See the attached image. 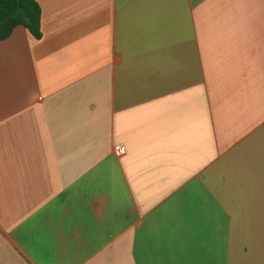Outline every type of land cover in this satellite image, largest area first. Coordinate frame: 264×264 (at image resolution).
<instances>
[{"label": "crops", "instance_id": "1", "mask_svg": "<svg viewBox=\"0 0 264 264\" xmlns=\"http://www.w3.org/2000/svg\"><path fill=\"white\" fill-rule=\"evenodd\" d=\"M36 1L0 42V264H264V0Z\"/></svg>", "mask_w": 264, "mask_h": 264}, {"label": "trees", "instance_id": "2", "mask_svg": "<svg viewBox=\"0 0 264 264\" xmlns=\"http://www.w3.org/2000/svg\"><path fill=\"white\" fill-rule=\"evenodd\" d=\"M42 10L36 0H0V42L8 40L19 27L42 38Z\"/></svg>", "mask_w": 264, "mask_h": 264}, {"label": "built area", "instance_id": "3", "mask_svg": "<svg viewBox=\"0 0 264 264\" xmlns=\"http://www.w3.org/2000/svg\"><path fill=\"white\" fill-rule=\"evenodd\" d=\"M118 152H119L120 154H123L124 150H123V149H119Z\"/></svg>", "mask_w": 264, "mask_h": 264}]
</instances>
